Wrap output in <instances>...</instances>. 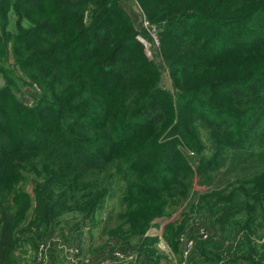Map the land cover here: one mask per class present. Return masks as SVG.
Wrapping results in <instances>:
<instances>
[{
	"label": "trees",
	"instance_id": "obj_1",
	"mask_svg": "<svg viewBox=\"0 0 264 264\" xmlns=\"http://www.w3.org/2000/svg\"><path fill=\"white\" fill-rule=\"evenodd\" d=\"M11 1L29 10L38 8L36 0H31L35 5L30 0ZM38 1L41 5L34 10L45 17L26 32L30 34L11 41L14 56L21 59L17 44L22 42L20 56L24 55L26 65L32 59L37 63V70L33 69L37 72L30 79L40 88V97L27 108L15 100L10 79L6 78L0 88L2 264L13 248L16 220L20 218L25 224L26 212L32 207L30 195L17 183L24 185L28 176L35 177V217L28 223L46 226L52 216L53 199L65 204L62 202L68 192L75 196L82 189L79 183L84 175L104 172L119 176L123 166L128 169L131 165L140 167L145 161L158 163L159 148L162 161L165 156L169 165L178 161L188 170L189 160L183 158L177 145L193 151L200 164L210 162L198 154L202 134L192 127L197 135L192 138L193 132L188 134L183 128L190 112L194 115L192 124L201 121L213 131L214 136H207L205 141L211 143L216 158L229 161L225 174L249 161L258 162L254 165L256 175L246 173L249 168L242 170L239 186L247 192L254 180L263 178L258 194L264 202V0H139L148 18L159 20L161 44L172 48L163 53L166 64L191 60L201 65L199 73L217 74V78L192 86L191 92L176 94L175 98L162 88L149 89L159 81V74L145 56L129 16L119 9L117 0ZM5 8L2 5L1 11L9 7ZM17 14L23 17L22 11ZM54 27L59 29L57 33ZM1 32L6 33L4 27ZM37 33L48 41L39 42ZM42 44L50 47L48 52L32 49ZM174 47L184 50L180 53ZM0 55L1 60L2 51ZM146 73L153 76L141 77ZM174 85L177 87V81ZM150 94L154 103L147 100ZM200 94L211 97L210 101L197 99ZM253 127L258 129V136L241 143L238 136L247 138L244 130ZM169 133L171 144L164 140ZM232 136L235 153L224 159L221 149L213 144L229 142ZM154 172L145 171L141 176L145 179L137 185L141 192L156 191ZM41 232L43 235L45 230Z\"/></svg>",
	"mask_w": 264,
	"mask_h": 264
},
{
	"label": "rangeland",
	"instance_id": "obj_2",
	"mask_svg": "<svg viewBox=\"0 0 264 264\" xmlns=\"http://www.w3.org/2000/svg\"><path fill=\"white\" fill-rule=\"evenodd\" d=\"M35 3L39 8L40 1ZM117 4L129 16L137 34L136 40L142 43L145 56L152 61L159 74V81L152 83L150 90L162 88L175 98L176 94L191 92L194 86L217 78L214 72L208 75L199 73L201 65H195L196 62L191 60L166 64L163 53L172 48L161 44L159 20L151 21L139 0H117ZM2 5L5 9L9 7L8 10L1 11ZM36 8L32 11L21 5L14 6L11 0H0V54L2 51L4 55L0 60V88L5 85L6 78L10 79L14 85L11 88L15 100L27 108L34 106L41 94L38 85L30 79L32 73L37 72L33 70H37V63L32 59L26 65L27 60L22 59L24 55L20 56L24 46L22 42L17 44L22 60L14 56L15 46L11 40L30 34L26 32H30L41 17H45L38 15L34 10ZM20 11L22 18L17 14ZM146 22L156 31L157 45L149 31L152 28L144 27ZM3 27L5 34L1 32ZM54 30L57 33L59 29L54 27ZM37 36L41 39L39 42L45 43L49 39L43 34L37 33ZM42 45H33L32 49L48 52L50 47ZM174 49L180 50V53L184 50L182 47ZM140 75L146 79L153 76L151 73ZM176 81L177 87L174 85ZM151 96L154 95L150 94L147 100L154 103ZM196 98L200 101L211 99L202 94ZM193 116L190 112L183 128L189 134L194 127L197 133L202 134L201 147L196 148L198 154L210 162L200 164L193 151L177 145L183 158L189 160L188 170H185L178 161L169 165L165 156L162 161V149L153 148L160 151L156 153L161 155L158 163L145 161V165H131L128 169L123 166L119 176H109L104 172L84 175L79 183L82 189L75 192V196L73 192H68L65 202H62L65 204L53 199L52 216L46 226L28 223L35 214L32 213L36 206L33 191V186L37 184L35 177L28 176L24 185L17 183L16 186L30 195L32 207L26 212L25 224L20 222V218L16 220L15 241L5 264H264V202L261 201L262 195L258 194L263 178L254 180L252 186L245 190L247 192L239 186L243 181L242 170L249 168L246 173L256 175L258 170L254 165L258 162L249 161L225 174V165L228 167L229 161L221 160V156L216 158L211 143L205 141L207 136L213 135V131L205 128L201 121L192 124ZM139 122L142 119L139 118ZM244 131L247 138L238 136L241 143H249L248 138L259 133L256 127ZM192 132V138H196V133ZM217 134L221 136L220 132ZM171 135L169 133L164 138L170 144ZM233 137L229 138V142L223 140L213 144L221 149V155L226 157L224 159H230L235 153ZM166 149L168 151L170 147ZM156 150L152 151L155 153ZM146 165H149L148 168L143 169ZM150 170H155L154 176H157L153 183L157 186L156 191L141 192L137 185L145 183V179L140 178ZM3 181L1 178V185ZM38 183L43 181L38 180ZM93 187L96 189L92 190ZM91 203L94 206H90ZM42 230H45L43 235ZM37 236H42V239H37Z\"/></svg>",
	"mask_w": 264,
	"mask_h": 264
},
{
	"label": "built area",
	"instance_id": "obj_3",
	"mask_svg": "<svg viewBox=\"0 0 264 264\" xmlns=\"http://www.w3.org/2000/svg\"><path fill=\"white\" fill-rule=\"evenodd\" d=\"M141 22H142V21L140 20V23H141ZM144 27H145V28H147V27H148V28H152V27L149 25L148 22L145 23ZM149 31H150L151 35L154 36L153 39L155 40V44L157 45L158 42H157V38H156V36H155V35H156V31L154 30V28L150 29Z\"/></svg>",
	"mask_w": 264,
	"mask_h": 264
}]
</instances>
